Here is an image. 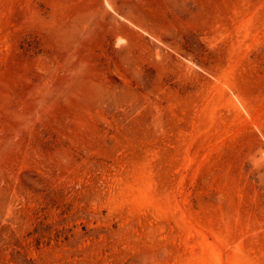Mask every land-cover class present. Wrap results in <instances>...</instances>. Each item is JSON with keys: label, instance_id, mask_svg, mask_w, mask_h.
I'll list each match as a JSON object with an SVG mask.
<instances>
[{"label": "rangeland", "instance_id": "obj_1", "mask_svg": "<svg viewBox=\"0 0 264 264\" xmlns=\"http://www.w3.org/2000/svg\"><path fill=\"white\" fill-rule=\"evenodd\" d=\"M0 264H264V0H0Z\"/></svg>", "mask_w": 264, "mask_h": 264}]
</instances>
